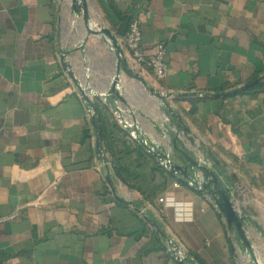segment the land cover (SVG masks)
Instances as JSON below:
<instances>
[{
	"label": "crops",
	"instance_id": "crops-1",
	"mask_svg": "<svg viewBox=\"0 0 264 264\" xmlns=\"http://www.w3.org/2000/svg\"><path fill=\"white\" fill-rule=\"evenodd\" d=\"M85 1L90 27L108 29L130 67L124 35L137 19L144 55L162 45L167 75L132 66L144 86L121 71L115 112L103 96L116 49L85 32L71 0H0V215L15 213L0 224V264H182L167 240L195 264H253L206 193L181 185L177 207L158 201L177 176L134 126L218 176L263 264L264 0ZM257 77L254 91L208 95ZM84 92L103 106L108 150Z\"/></svg>",
	"mask_w": 264,
	"mask_h": 264
},
{
	"label": "water",
	"instance_id": "water-1",
	"mask_svg": "<svg viewBox=\"0 0 264 264\" xmlns=\"http://www.w3.org/2000/svg\"><path fill=\"white\" fill-rule=\"evenodd\" d=\"M73 4V9L75 13H81L82 23L86 33L93 34V35H104L109 39L113 47L116 49V65H115V73L113 78L110 82V87L107 91V94L104 95V99L107 103L112 105L111 107L114 109L115 112H119V108L113 105L112 98H117L122 103L126 104L122 95L120 94V72L122 71L128 76L133 77L141 82L144 86H146L145 81L141 76H139L136 72H134L129 65L125 63V59L123 57V53L120 47L117 44L115 37L110 33V31L106 28L100 29H93L90 27V14L88 11V6L85 0H71ZM63 67L68 71V74L72 77V72L68 69L67 64L64 62ZM261 77H257L248 81L238 87L227 91L215 92V93H208L211 97H224L236 94L246 88L252 86L253 84L257 83ZM79 90L82 91L79 84H77ZM149 91H152L157 97L160 99H164L165 96L160 95L159 93L153 91L152 88H149ZM83 92V91H82ZM185 94H178V96H184ZM83 97L88 99L87 95L83 94ZM91 125L95 131V142L98 151L101 150V133L98 129L96 119L94 114L91 116ZM134 138L152 155L156 156L162 161V164L174 175L182 179L183 181L187 182L190 186L195 188L198 191L204 192L213 200L217 210L222 215L227 228L233 232L235 239L239 242L241 247L247 252L249 258L251 259L253 264H260L257 260V256L255 254V250L253 245L251 244L250 240L248 239L245 230H244V219L239 213L237 212L231 196L223 183L220 181L218 176L211 171L205 164L200 163L196 159L189 157L185 151L178 148L175 144L172 145L170 151H173L169 154L165 148L158 149L154 147L149 142L145 141L138 133L135 126L133 127ZM177 154H176V153ZM105 159V158H103ZM193 171L197 172V176L193 173ZM112 191L113 185L109 178L106 177ZM118 199V198H117ZM157 230L160 231L159 227L154 223ZM256 229L264 235L261 228L256 226ZM181 262H185L187 264H195L192 259L185 256L181 259Z\"/></svg>",
	"mask_w": 264,
	"mask_h": 264
},
{
	"label": "built area",
	"instance_id": "built-area-1",
	"mask_svg": "<svg viewBox=\"0 0 264 264\" xmlns=\"http://www.w3.org/2000/svg\"><path fill=\"white\" fill-rule=\"evenodd\" d=\"M124 44L128 53L127 59L131 67H141L152 72L157 79H163L167 75V65L164 60V49L162 45H159L157 53L150 57H146L143 53L141 31L139 21L135 18L129 21L126 33L124 35ZM85 93V92H84ZM87 93H85L86 95ZM90 99L89 95L87 96ZM88 114L93 115L92 108H87ZM121 124L125 129H129L133 126L126 121L121 120ZM130 134L134 137V133L130 130ZM180 184L174 181L169 190H166L159 198L158 201L165 206L177 207L180 202L175 198L174 192L180 188ZM15 213L1 216L0 224L13 217ZM166 249L170 256L175 260L181 262V259L186 256V252L183 247L176 245L172 240H167Z\"/></svg>",
	"mask_w": 264,
	"mask_h": 264
},
{
	"label": "trees",
	"instance_id": "trees-1",
	"mask_svg": "<svg viewBox=\"0 0 264 264\" xmlns=\"http://www.w3.org/2000/svg\"><path fill=\"white\" fill-rule=\"evenodd\" d=\"M256 87H257V84H254V85L246 88L245 90L240 91V93H246V92L254 91L256 89ZM218 90L223 91L225 89L223 87H221ZM86 102H87L88 107L92 108V110H93V114L95 116L98 129L101 133V140H103V144L105 145L106 149L108 150V146H109L108 141L110 140V136H109V134L106 130V127H105L107 124H106V121L103 117V106L97 97H92L91 99H86ZM125 131H127V130H125ZM115 173H117V176H119L123 182H126L124 180V178L119 175L120 171L118 168L116 169V167H115ZM126 176L129 177V175H126ZM174 181H177L180 185H184V186L192 188L191 186H189V184L187 182L183 181L182 179H180L178 177H176ZM181 263L187 264L185 262H181Z\"/></svg>",
	"mask_w": 264,
	"mask_h": 264
},
{
	"label": "rangeland",
	"instance_id": "rangeland-1",
	"mask_svg": "<svg viewBox=\"0 0 264 264\" xmlns=\"http://www.w3.org/2000/svg\"><path fill=\"white\" fill-rule=\"evenodd\" d=\"M262 259L264 260V257H262ZM264 264V263H263Z\"/></svg>",
	"mask_w": 264,
	"mask_h": 264
}]
</instances>
